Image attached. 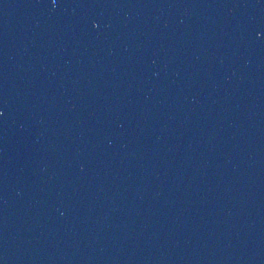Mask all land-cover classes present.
<instances>
[{
  "label": "water",
  "instance_id": "95a60500",
  "mask_svg": "<svg viewBox=\"0 0 264 264\" xmlns=\"http://www.w3.org/2000/svg\"><path fill=\"white\" fill-rule=\"evenodd\" d=\"M0 264H264V0H0Z\"/></svg>",
  "mask_w": 264,
  "mask_h": 264
}]
</instances>
